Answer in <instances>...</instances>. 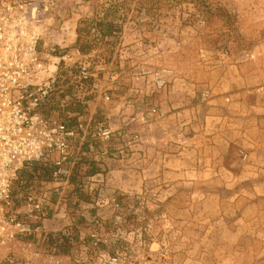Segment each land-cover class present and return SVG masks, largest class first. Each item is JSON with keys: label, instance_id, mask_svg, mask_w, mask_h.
Returning a JSON list of instances; mask_svg holds the SVG:
<instances>
[{"label": "rangeland", "instance_id": "1", "mask_svg": "<svg viewBox=\"0 0 264 264\" xmlns=\"http://www.w3.org/2000/svg\"><path fill=\"white\" fill-rule=\"evenodd\" d=\"M53 15L48 42L62 47L50 51L67 66L89 65L102 94L84 99L79 77L65 76L66 93L82 99L65 98V111L50 114L130 135L110 142L88 135L75 145L64 183L53 180V168L27 170L22 193L45 198L49 216L44 231L19 237L13 253L0 247V264H103L100 254L117 252L128 255L122 264H264V130L253 146L233 141L208 174L170 177L169 157L153 152L143 175L135 154L144 125L174 111L162 102L170 91L205 87L208 66L255 58V45L264 43V0H63ZM163 70L172 73L158 87L155 73ZM215 87L207 85L202 98ZM187 137L177 136L182 145Z\"/></svg>", "mask_w": 264, "mask_h": 264}, {"label": "built area", "instance_id": "2", "mask_svg": "<svg viewBox=\"0 0 264 264\" xmlns=\"http://www.w3.org/2000/svg\"><path fill=\"white\" fill-rule=\"evenodd\" d=\"M58 3L59 0H0V247L8 246L12 253L19 237L43 232L44 220L49 216L45 198L22 193L25 172L33 163L52 166L53 180L61 184L70 176L66 164L73 158L75 145L83 144L88 135L103 142L130 135L123 129L112 131L105 122L92 124L91 119L78 118L72 124L60 115L50 114L65 111V98L74 102L82 99L81 95L66 93L65 76L79 77L85 88L84 99L102 94L97 75L89 65L74 62L67 66L65 56H54L50 51L61 47H51L48 42ZM171 73L172 70L156 72L157 86L163 87L165 76ZM103 97L110 100L106 92ZM130 137L136 139L138 135ZM108 152L105 147L100 154ZM73 162L77 163L75 158ZM66 234L71 235L69 231ZM84 254L88 255V249ZM100 255L103 264H122L128 257L119 252ZM75 264L84 262L76 260Z\"/></svg>", "mask_w": 264, "mask_h": 264}, {"label": "crops", "instance_id": "3", "mask_svg": "<svg viewBox=\"0 0 264 264\" xmlns=\"http://www.w3.org/2000/svg\"><path fill=\"white\" fill-rule=\"evenodd\" d=\"M252 55L255 58L248 63L233 59L215 71L208 66L210 71L203 76L205 87H216L207 98H202L207 88L198 83L170 91V106L167 95L162 99L165 108L174 111L144 125L141 141L135 144L140 173L146 175L151 162L147 156L155 152L154 156L169 157L170 177L185 178L195 171L208 174L219 170L223 154L229 152L233 141L239 138L238 143L249 146L257 143L264 130V43L256 44ZM183 132L188 137L182 145L177 136Z\"/></svg>", "mask_w": 264, "mask_h": 264}, {"label": "trees", "instance_id": "4", "mask_svg": "<svg viewBox=\"0 0 264 264\" xmlns=\"http://www.w3.org/2000/svg\"><path fill=\"white\" fill-rule=\"evenodd\" d=\"M105 26H107V31L108 32H111L112 31V27H113V24H111V23H108V24H105ZM81 50H83L84 48H80ZM71 109H72V111H75V109L73 108V107H71ZM38 164H41V165H43L44 166V168H45V172L47 173V174H49L50 172H51V168H52V166H50V165H48V164H42V163H37V162H34L33 163V165L31 166V169L33 168L34 170L35 169H37L38 168ZM29 171V170H28ZM27 173V172H26Z\"/></svg>", "mask_w": 264, "mask_h": 264}]
</instances>
